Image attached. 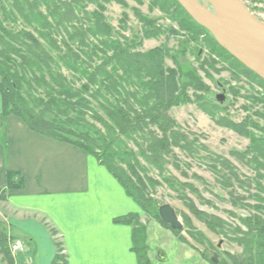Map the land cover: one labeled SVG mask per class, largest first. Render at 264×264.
Masks as SVG:
<instances>
[{
    "label": "trees",
    "instance_id": "trees-1",
    "mask_svg": "<svg viewBox=\"0 0 264 264\" xmlns=\"http://www.w3.org/2000/svg\"><path fill=\"white\" fill-rule=\"evenodd\" d=\"M113 1L120 3V0ZM158 1L161 6L172 3L181 12L179 15L187 16L174 0ZM95 3V0H2V116L17 117L30 132L67 143L93 156L144 214L170 230L181 242L188 244L187 240L180 237L182 231H172L161 222L152 198L157 188L165 186L183 201V190L188 188L187 185L178 184L164 175L165 166L169 164L167 160L173 157L174 149L187 155L196 154L192 148L193 144L168 114L170 108L187 102V99L183 102L179 94L178 81L182 78V73L165 70L159 50L143 55L131 52L132 48L137 46L130 45L124 37L113 39L111 27L99 12L93 14L94 24L91 28L80 27L75 14L77 11H84L87 5ZM9 4L8 11L6 7ZM97 5L98 11H103L102 7ZM41 8H44L46 18L44 13L39 12ZM61 11H64L63 14ZM17 19L32 27L37 39L24 31L14 33L5 30L4 24H16ZM58 31L63 32L64 38H61V42L56 41V36L60 35ZM155 33L145 32V38H154ZM89 37L96 40L100 47L94 46L90 49L86 42ZM65 41H78L81 49L73 51L66 46ZM60 44L66 51H61ZM82 49H87L89 53ZM95 60H99L98 65L94 64ZM234 62L245 72L253 74L236 60ZM61 68L73 74L75 82L79 77L84 79V85L75 89V82L68 81ZM117 70L121 72L122 77L112 75V72ZM191 80L188 87L201 91V85H198L195 79ZM126 86L134 88L135 92L131 93L132 89L131 92L126 91ZM105 96L111 97L112 102L103 100ZM98 99H102V103H98ZM196 101H200L198 96ZM94 103L101 110V114L95 111ZM228 128L242 137L250 138L251 147L247 151V154L252 153L250 163L263 169L264 138L256 139L250 136L246 123L229 124ZM129 143L135 146L136 152L128 149ZM139 159L148 167H143ZM220 168L233 171V167L227 166L225 161L221 162ZM152 170L158 173L160 181L149 174ZM234 181L238 180L234 178ZM248 186L250 187V184L245 188ZM257 187H260L258 183ZM246 192L247 197H241V200H256L258 204L249 209L264 213V199L249 194L248 189ZM230 194L233 199L232 193ZM239 198L231 203L234 208L239 205ZM186 205L192 208L188 203ZM196 215L200 216V220L211 232L220 233L221 236L232 233L234 238L231 241L242 248L240 256L227 254L226 258H219L218 264H264V220L258 215H233L238 224L230 228L233 230L231 232L227 231L228 226L217 217L199 213ZM115 223L133 226L132 251L136 255L137 264H150L145 245V230L143 227L139 228L137 217L128 216L117 219ZM189 234L200 243L195 233L191 231ZM7 242L5 233L0 230V252L8 264H13ZM59 263L62 264L63 261L56 257L52 264Z\"/></svg>",
    "mask_w": 264,
    "mask_h": 264
},
{
    "label": "rangeland",
    "instance_id": "rangeland-1",
    "mask_svg": "<svg viewBox=\"0 0 264 264\" xmlns=\"http://www.w3.org/2000/svg\"><path fill=\"white\" fill-rule=\"evenodd\" d=\"M137 1L120 0V3H117L113 0L110 2L95 0V4L87 5L84 11H77L75 16L78 17L80 27L91 28L94 24L92 16L99 12L111 27L113 39L124 37L130 45L137 46L132 48L131 52L144 55L159 50L165 70L181 71L182 78L178 81L179 94L181 100L184 102L187 99V102L181 103L179 107L170 108L168 114L180 131L186 134L196 154L187 155L181 150L174 149L173 157L166 159L169 164L165 166L164 175L171 180L174 179L178 184L187 185L188 188L182 193L185 199L181 201L176 193L165 186L157 188L152 198L170 205L175 210L183 224L180 237L187 240L188 245L200 250L206 258L210 257L212 252L219 253L218 257L221 259L226 258L227 254L240 256L242 248L231 241L234 238L232 233L221 236L220 233L211 232L196 214L217 217L228 226L229 232L233 231L230 228L238 224L233 215L249 217L255 214L264 220L263 212L249 209L258 204L256 200L251 198L241 200V197L248 195L246 189L249 190V194L264 199V168H256L250 163L252 153L247 154L251 147L250 138L242 137L228 128L229 124L246 123L250 136L256 139L264 138V81L238 66L207 32L199 28L188 16L179 15L181 12L177 10V6L172 3L161 6L158 0ZM242 1L252 14L264 22V0ZM97 4L103 11H98ZM9 6L10 4L6 7L8 11ZM39 12L43 14L44 8ZM63 12L61 11L62 14ZM43 15L46 18L45 13ZM87 19L90 21L88 22ZM2 20L0 12V21ZM50 20L51 18L48 21ZM4 27L5 30L14 33L24 31L30 37L37 39L33 28L22 24L20 19L16 24H4ZM58 32L60 35L56 36V41L61 42V38H64L63 32ZM145 32L156 33L154 38L146 39ZM86 42L90 49L94 46L100 47L91 37ZM65 44L73 51L81 49L78 41H65ZM59 47L62 52L66 51L62 44ZM82 50L89 53L87 49ZM98 63L99 60H95L94 64L98 65ZM60 70L68 81L75 82L76 78L73 74L64 68ZM115 74L122 77L118 70L112 72L113 76ZM79 78L75 82V89H80L85 83L84 79ZM191 79H195L197 84L201 85V91H194L188 87V83L192 82ZM125 90L135 92L134 88L128 86ZM196 96L200 98L199 102L196 101ZM217 96H223L222 103ZM103 100L112 102V98L108 96ZM97 101L102 103V99ZM93 107L98 114H101L95 103ZM128 149L137 151L132 143L128 144ZM138 161L143 167H148L143 160ZM222 161H225L227 166L233 167V171L220 168ZM149 174L160 181L156 171L152 170ZM234 178L238 181H234ZM252 181L253 183H250ZM257 183L259 188H256ZM247 184H250V187L245 188ZM238 197H240L237 202L239 205L234 208L231 203ZM186 203L192 208H188ZM142 219L144 222L153 220L146 214ZM142 227V224H139V228ZM191 231L198 236L200 243L190 237ZM219 243L221 246L218 249ZM9 255L12 258L10 251Z\"/></svg>",
    "mask_w": 264,
    "mask_h": 264
},
{
    "label": "crops",
    "instance_id": "crops-1",
    "mask_svg": "<svg viewBox=\"0 0 264 264\" xmlns=\"http://www.w3.org/2000/svg\"><path fill=\"white\" fill-rule=\"evenodd\" d=\"M128 216L145 230L150 264H212L156 220L144 222L93 156L4 118L0 97V230L7 243L20 239L26 247L13 264H52L56 257L62 264H137L133 226L115 223ZM0 264H8L1 252Z\"/></svg>",
    "mask_w": 264,
    "mask_h": 264
},
{
    "label": "water",
    "instance_id": "water-1",
    "mask_svg": "<svg viewBox=\"0 0 264 264\" xmlns=\"http://www.w3.org/2000/svg\"><path fill=\"white\" fill-rule=\"evenodd\" d=\"M174 1L221 49L264 81V22L242 0ZM217 99L223 102V96ZM154 205L162 223L172 231H182L183 224L170 205L158 199H154ZM209 261L218 264V254L213 253Z\"/></svg>",
    "mask_w": 264,
    "mask_h": 264
},
{
    "label": "built area",
    "instance_id": "built-area-1",
    "mask_svg": "<svg viewBox=\"0 0 264 264\" xmlns=\"http://www.w3.org/2000/svg\"><path fill=\"white\" fill-rule=\"evenodd\" d=\"M8 247H9V251L13 255V257L26 253V247L24 246V244L21 240H18V239L11 240L9 242Z\"/></svg>",
    "mask_w": 264,
    "mask_h": 264
},
{
    "label": "flooded vegetation",
    "instance_id": "flooded-vegetation-1",
    "mask_svg": "<svg viewBox=\"0 0 264 264\" xmlns=\"http://www.w3.org/2000/svg\"><path fill=\"white\" fill-rule=\"evenodd\" d=\"M212 254H213V252H212ZM211 256H212V255H211ZM219 258H220V257H218V263H219V260H220Z\"/></svg>",
    "mask_w": 264,
    "mask_h": 264
}]
</instances>
